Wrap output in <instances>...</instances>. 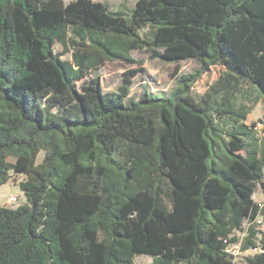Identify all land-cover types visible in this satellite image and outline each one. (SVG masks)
<instances>
[{
	"label": "trees",
	"instance_id": "trees-1",
	"mask_svg": "<svg viewBox=\"0 0 264 264\" xmlns=\"http://www.w3.org/2000/svg\"><path fill=\"white\" fill-rule=\"evenodd\" d=\"M133 50L200 69L135 98ZM108 61L139 65L118 91L87 78ZM244 85L264 108V0H0V189L19 175L27 197L0 206V264H235L236 244L264 264V231L236 234L264 220V127L236 105Z\"/></svg>",
	"mask_w": 264,
	"mask_h": 264
},
{
	"label": "rangeland",
	"instance_id": "rangeland-1",
	"mask_svg": "<svg viewBox=\"0 0 264 264\" xmlns=\"http://www.w3.org/2000/svg\"><path fill=\"white\" fill-rule=\"evenodd\" d=\"M70 2L71 0H65ZM107 3L112 9L131 8L134 6L135 0H98ZM147 31V29L142 32ZM55 51L63 53L64 47L60 43H56ZM133 56L142 62L143 69L133 78V85L131 87V95L139 98L144 91V88H149L155 94H169L178 86V79L183 74H190L197 72L200 69V64L196 59L184 60L180 63H168L160 59H151L150 52L133 50ZM64 59H72L71 51L63 53ZM139 65H129L122 61H108L99 69L94 70L87 77L88 79L94 76H100L103 90L106 92L118 91L119 86L123 80L124 71L130 68H138ZM224 67L221 65L212 66L210 71L204 74L192 87L194 97H198L208 86L220 77ZM85 79L81 80L79 86L84 83ZM236 105H245L251 107L250 114L247 119L248 125L263 118L264 108L263 102L256 88H251L244 85L243 92L236 95ZM45 156V151H41L38 156V163H40ZM22 176H14L12 180L4 184L0 189V206L17 207L27 202V197L19 186V181ZM11 196L17 197V201L12 205L8 204V199ZM256 201L264 203V190L262 185L258 184L256 190ZM255 226L258 230L264 231V220L259 218L256 223L252 224L249 221L245 222L244 230L237 231L236 234L240 238H244L246 230L250 226ZM230 253L234 257L235 264H246L247 256L251 255V250L242 251L239 244L233 245L229 248ZM152 258L148 255H138L135 258L136 264H150Z\"/></svg>",
	"mask_w": 264,
	"mask_h": 264
},
{
	"label": "built area",
	"instance_id": "built-area-1",
	"mask_svg": "<svg viewBox=\"0 0 264 264\" xmlns=\"http://www.w3.org/2000/svg\"><path fill=\"white\" fill-rule=\"evenodd\" d=\"M263 123L259 120L256 121V127L255 129L258 131L259 135H262L263 134ZM255 197H256V193H255ZM17 201V197L15 196H11L9 199H8V204L12 205L13 203H15ZM253 252H261L262 249L260 247H256V248H253L252 249Z\"/></svg>",
	"mask_w": 264,
	"mask_h": 264
},
{
	"label": "crops",
	"instance_id": "crops-1",
	"mask_svg": "<svg viewBox=\"0 0 264 264\" xmlns=\"http://www.w3.org/2000/svg\"><path fill=\"white\" fill-rule=\"evenodd\" d=\"M136 1V0H135ZM135 3V2H134Z\"/></svg>",
	"mask_w": 264,
	"mask_h": 264
}]
</instances>
